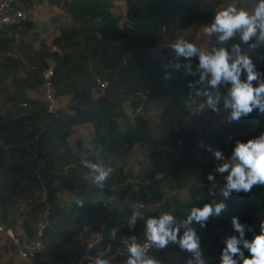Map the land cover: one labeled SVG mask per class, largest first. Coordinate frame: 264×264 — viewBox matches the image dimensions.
<instances>
[{"label": "trees", "instance_id": "trees-1", "mask_svg": "<svg viewBox=\"0 0 264 264\" xmlns=\"http://www.w3.org/2000/svg\"><path fill=\"white\" fill-rule=\"evenodd\" d=\"M36 1L64 10L72 25L59 29L50 41L49 51L34 54L20 40L33 28L29 19L20 20L18 25H0V95L7 106L0 108V237L12 251L4 231L31 239L36 227L43 225L40 264H75L83 251L88 256L84 264H90V258L101 252L110 264H122L127 257L124 238L136 235L142 242L144 234L143 220L132 231L128 229L133 207L122 202L132 191L126 183L128 175L116 167V160L134 145L143 146L148 151V161L143 172L134 177L137 195L144 206L151 205L154 198L161 200L155 211L143 207L144 217L166 212L177 221L183 220L192 206L210 202L211 182L207 176L215 173L219 163L211 152L189 159L183 144L195 138L213 114L228 115L211 110L197 113L196 106L189 104L187 87L193 77L185 78L177 72L171 81H165L163 65L171 59L172 52L153 51L154 43L164 36L177 37L189 27L209 23L214 6L239 0H213L212 6L209 0ZM117 1L123 3V13L112 10ZM32 5L34 0H14V8L21 13ZM183 38L193 41L191 34ZM262 54L264 43L249 55L256 69L264 73ZM196 63L194 59L193 69ZM24 65L28 74L21 78L18 70ZM48 69L53 100L67 99L63 109L51 111L46 100L28 97V93L44 89L42 75ZM152 113L155 121L151 120ZM83 124L91 127L88 144L83 146L77 141L71 147L67 140L72 129ZM230 130L239 138L244 132L252 133L254 138L264 132V115L254 111L247 118L227 122L219 134L223 139L215 137L219 141L216 150H221L225 158L230 157L235 141H240ZM215 134V130L207 129V136ZM82 160L110 164L113 172L104 194L116 197V201L108 206L94 202L98 190L84 179L87 170ZM156 173L159 179L154 178ZM159 185L173 192L186 189L188 198L184 202L176 196L166 199ZM61 191L76 193L68 204L61 205L57 197ZM76 199L83 200L84 205L78 206ZM22 202L26 209L15 216L16 206ZM224 203L226 209L221 215L199 230L201 240L207 239L212 230L238 235L232 229V217L253 229L246 232L247 239L259 234V224L264 220V186L254 187L248 194L233 193ZM92 232L96 240L86 245L85 237ZM223 247L206 250L207 264H220ZM169 252L175 257L180 250L173 246L153 255L162 264H174L163 258Z\"/></svg>", "mask_w": 264, "mask_h": 264}, {"label": "clouds", "instance_id": "clouds-1", "mask_svg": "<svg viewBox=\"0 0 264 264\" xmlns=\"http://www.w3.org/2000/svg\"><path fill=\"white\" fill-rule=\"evenodd\" d=\"M202 31L206 37L212 38L211 46L198 47L183 37L170 43L168 48L172 57L163 65V79L171 81L177 72H182L185 78L193 77L187 87L190 89L189 104L196 106L197 113L211 110L219 114L224 111L228 113V123L247 118L254 111L257 115H264V73L256 69L249 55L259 43H264V0H256L252 8L229 4L217 10L211 21L202 26ZM194 59L197 61L195 69ZM199 146L205 147L203 144ZM206 150L219 162L215 173H227L223 185H218L215 176L209 174L210 202L202 207L192 206L186 218L180 221L166 212L158 217H144L141 211L144 205L134 204L127 221L128 229L132 231L137 222L143 220L144 242L141 243L136 235L124 238L125 264H162L152 252L173 246L188 254L183 264H207L199 230L206 228L211 218L221 215L226 209L223 201L233 193L248 194L254 187L264 186V132L246 142L236 140L227 159L221 150L210 146ZM81 164L87 170L84 179L90 180L98 190L94 202L108 206L116 201V197L104 194L113 172L110 164L102 160H82ZM217 195L223 198L221 202H217ZM75 202L78 206L84 205L83 200L76 199ZM231 226L238 235L223 239L220 264H264V220L259 224V234H253L251 239L246 238V232L253 229L241 223L238 217L231 218ZM245 250L248 256H245ZM104 257L101 252L90 258V264H110Z\"/></svg>", "mask_w": 264, "mask_h": 264}, {"label": "rangeland", "instance_id": "rangeland-1", "mask_svg": "<svg viewBox=\"0 0 264 264\" xmlns=\"http://www.w3.org/2000/svg\"><path fill=\"white\" fill-rule=\"evenodd\" d=\"M211 6L213 5V0L208 1ZM256 3V0H239L236 2H231L230 4H235L241 7H248L252 8L254 7ZM229 5V4H228ZM23 6V5H22ZM21 4L19 7H21ZM227 6L225 3H221L219 5L214 6V14L217 10ZM112 10L115 13H123L124 12V7L123 3L120 1L114 2L112 6ZM23 13V19H29L31 23L33 24V28L29 29L26 31V34L21 37L20 40H22L23 43L27 44L30 46L31 50L30 52L34 53H41L43 51H49L50 50V41L51 39L58 34L59 29L61 28H70L72 25L71 20L67 16V14L64 12V10L59 9L55 10L52 8L47 2L41 1L38 2L34 0V5L28 10H21ZM202 25L199 26H194V27H189L182 32L178 34L177 37L175 36H170V37H162L158 41H156L153 47V51H161V50H166L169 49L168 46L170 45L171 42H173L175 39L179 37H184L189 34L193 35V41L192 43L196 44L198 47H209L211 46L212 38H208L203 34L202 31ZM262 43H259L257 46V49L260 50ZM252 52V50L249 52V54ZM6 55V54H2ZM13 55L17 56V52H14ZM43 56L40 55L39 58H42ZM262 59L264 60V54H262ZM48 65L51 67L52 64L51 62H48ZM28 69L26 65H24L20 70H18V76L23 78L27 76ZM8 85V83H7ZM8 91H10V88L7 86ZM141 93V92H139ZM29 98H37L40 100H46L44 89H37L36 91L28 93ZM54 107L51 109V111H54L55 109H63L66 106L67 99L66 98H59L57 100H54ZM1 106H5L4 102V96L0 95V108ZM124 106L126 105V102H124ZM7 107V106H5ZM196 111V110H195ZM224 113V112H223ZM151 120L155 121L156 117L154 118L153 113L150 114ZM227 115L224 114H213L208 120L206 125L203 126V128L196 133V137L193 138L192 140L189 141V143H184L183 145H186V150H187V157L189 159L196 158L200 154L207 153L209 151L206 150L207 147H212L213 149L216 150V146L219 145L217 139L215 137L219 136L223 139L221 135V131L226 127L227 125V120H226ZM212 129L215 130L217 134L210 136H207V129ZM91 127L88 124H83L77 127H74L72 129L71 136L68 138V144L72 147L74 146L75 142L80 141L83 146L88 144L89 141V136ZM231 133L234 135L235 138H239V134L237 136L236 132H233L234 130H230ZM223 133V132H222ZM202 136L205 137V140H202ZM217 137V138H219ZM253 135L250 132H244L241 134V137L239 138L241 142H246L249 139H252ZM203 144L205 147L201 148L199 145ZM147 155L148 151L143 147V146H138L134 145L131 150L123 156V158L116 160V167L121 168V173L128 175L126 183L127 185L130 186V189L132 191V195H125L123 204H125L127 207H132L136 203H141L140 197L137 195V189H138V182L134 177H138L139 173L141 174L143 172L144 166H146L147 163ZM227 159V158H226ZM148 170V168H146ZM154 176L155 179H159V174H155ZM215 176L216 182L218 185H223L224 183V176L227 175L221 174L217 175L216 173L212 174ZM146 174L143 173V177H145ZM89 182H87V186L89 185ZM189 182H192L189 180ZM159 190L161 195L166 198L170 199L173 196H176L179 200L185 201L188 198V194L186 189H182L177 192L173 191H168L165 189L164 186L159 185ZM76 192H68V191H61L57 194L58 200L60 201L59 203L61 205L68 204L72 197L74 196ZM173 193V194H172ZM223 198L217 195L216 200L218 202H221ZM224 202V201H223ZM161 203V200L157 199H152L151 205L145 204L144 207L146 209L155 211L158 208V205ZM120 205V204H118ZM24 202L19 203L16 206L14 215L17 216V214L21 211L24 212L25 210ZM134 210V209H133ZM97 216H99V212L96 213ZM257 218H260L261 215H256ZM22 217L18 215V220H21ZM15 230H18V226H14ZM229 236L228 233H225L221 230H212L210 236L205 239L201 240V247L203 249V256L205 258V252L207 249H216L223 244V239L225 237ZM86 241L84 243L86 245H92L94 241L96 240V233H88V235L85 237ZM83 241V240H82ZM82 245V242L76 245L77 247H80ZM75 248V249H76ZM169 260V261H174V264H183L184 260L188 258L187 253H182L180 252L178 256H172L171 253H166L163 258ZM164 259V260H165ZM11 263V264H23L20 259L13 254L11 249L7 246L5 243L4 239L0 237V264H5V263Z\"/></svg>", "mask_w": 264, "mask_h": 264}, {"label": "built area", "instance_id": "built-area-1", "mask_svg": "<svg viewBox=\"0 0 264 264\" xmlns=\"http://www.w3.org/2000/svg\"><path fill=\"white\" fill-rule=\"evenodd\" d=\"M22 19L23 14L14 8V0H0V25H18ZM42 76L46 101L48 102V108L51 110L54 105L49 83L51 70H46ZM42 227L43 225H38L36 227L35 234L31 239H26L20 235H15L10 230L4 231L7 243L12 248L13 254L16 255L22 262H24V264H40L38 261V255L43 249L40 241ZM0 233H3L1 227ZM143 242L144 240L141 243ZM87 258L88 256L86 255V251H83V253L76 260L75 264H84ZM122 264H125V262Z\"/></svg>", "mask_w": 264, "mask_h": 264}]
</instances>
